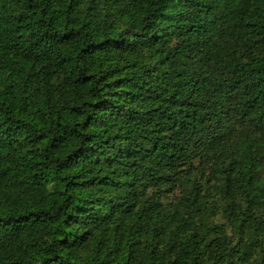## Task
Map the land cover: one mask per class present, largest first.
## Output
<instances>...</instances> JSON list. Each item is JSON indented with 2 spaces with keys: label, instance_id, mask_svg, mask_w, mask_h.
Wrapping results in <instances>:
<instances>
[{
  "label": "trees",
  "instance_id": "1",
  "mask_svg": "<svg viewBox=\"0 0 264 264\" xmlns=\"http://www.w3.org/2000/svg\"><path fill=\"white\" fill-rule=\"evenodd\" d=\"M0 264H264V0H0Z\"/></svg>",
  "mask_w": 264,
  "mask_h": 264
},
{
  "label": "rangeland",
  "instance_id": "2",
  "mask_svg": "<svg viewBox=\"0 0 264 264\" xmlns=\"http://www.w3.org/2000/svg\"><path fill=\"white\" fill-rule=\"evenodd\" d=\"M172 200H174V196L168 198V201L172 202Z\"/></svg>",
  "mask_w": 264,
  "mask_h": 264
}]
</instances>
